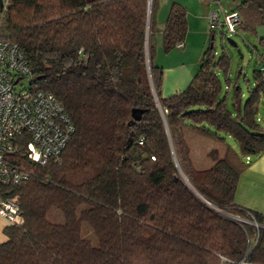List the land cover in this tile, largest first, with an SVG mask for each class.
<instances>
[{"label":"trees","instance_id":"1","mask_svg":"<svg viewBox=\"0 0 264 264\" xmlns=\"http://www.w3.org/2000/svg\"><path fill=\"white\" fill-rule=\"evenodd\" d=\"M157 6H0V33L19 46L31 70L27 87L54 95L74 126L61 153L44 164L24 156L18 139L17 162L29 177L8 187L18 195L22 221L4 227L0 264H264V215L234 201L246 158L264 153V37H256L261 49L250 46L259 66L252 84L245 78L246 95L230 81L229 55L217 56L216 30L208 29L197 71L183 89L163 96V68L154 61ZM233 10L240 15L236 33L256 34L264 25V0H240ZM187 31L186 8L173 1L163 50L183 46ZM133 108L143 109L139 120ZM186 129L231 137L236 148L225 143L221 154L209 152V167H197Z\"/></svg>","mask_w":264,"mask_h":264},{"label":"built area","instance_id":"2","mask_svg":"<svg viewBox=\"0 0 264 264\" xmlns=\"http://www.w3.org/2000/svg\"><path fill=\"white\" fill-rule=\"evenodd\" d=\"M7 3L8 0H1V7L4 9ZM150 4L151 0H147L148 10ZM239 23L240 15L235 10L226 12L220 6L208 14L209 30L236 33ZM260 69L264 71V59ZM30 73L19 46L0 33V215L8 224L22 221L18 195L11 194L8 187L29 177V172L17 162L18 139L24 143V156L44 164L61 153L74 129L54 95L21 86V79ZM250 222L258 226L255 221Z\"/></svg>","mask_w":264,"mask_h":264},{"label":"crops","instance_id":"3","mask_svg":"<svg viewBox=\"0 0 264 264\" xmlns=\"http://www.w3.org/2000/svg\"><path fill=\"white\" fill-rule=\"evenodd\" d=\"M173 1H178L185 6L188 31L183 40V46L177 51L180 53L175 55L177 59L181 60H178L176 64L165 66L167 62L166 58L164 61L159 60L160 62L154 59L155 63L163 68V83L161 87L163 96H168L183 89L190 81L192 75L197 71L199 58H201V54L205 49L207 35L209 34L210 36L208 30L209 12L215 7L220 6L224 11H231L240 0H220V5L212 0H158V6L154 12L155 27L153 39L155 52L163 49L162 26ZM254 35L256 37H264V25H257L256 34ZM188 50H192L191 53L195 51L194 53L199 56L198 59H195V63L190 62L191 65L186 60ZM246 160L249 161V164L239 176L234 193V201L243 207L264 215V153L251 156L248 159L246 158ZM6 225V220L0 215V242L5 240L3 229Z\"/></svg>","mask_w":264,"mask_h":264},{"label":"rangeland","instance_id":"4","mask_svg":"<svg viewBox=\"0 0 264 264\" xmlns=\"http://www.w3.org/2000/svg\"><path fill=\"white\" fill-rule=\"evenodd\" d=\"M195 35H197V33H195ZM226 37H231L237 42V47L239 48L240 52L237 51L236 47H233L228 44V42L226 41ZM212 42H213V47L216 51L217 56L222 51H225L229 55L230 64H229V69H228L227 74L229 75L230 81L232 82L236 81L241 86L243 94L246 95L247 85L245 83V78L249 79V83L252 84V80H253L252 77H253L254 71L256 67L259 66L258 64L259 59H258L257 51L250 49L251 45H258L256 36L254 34L246 33V32L245 33L243 32L222 33L220 30H216ZM209 43H210V36L208 34L207 41L204 46L205 49L208 48ZM258 46H259V49H261L260 45ZM181 47L176 46L173 48V49L176 48L175 50L171 49L169 52H165L163 49H160L157 52H155L154 59L157 62H160L159 60L164 61V59L166 58L167 62L165 63V66L166 65L169 66V64L172 65L174 63L176 64L178 60H181V59H177L175 56L180 53L177 51L180 50ZM191 52L192 50L191 51L188 50L187 52L188 55L186 59L188 60L190 65H191L190 62H194L196 58L197 59L199 58V56L194 53L195 51L193 53ZM218 75L222 82L223 91L224 92L228 91L227 97H231L232 90L231 89L228 90V87H227L228 84H227L225 75L222 72V70L218 71ZM29 80H30V77L28 76L23 77L20 81L21 86H27L29 83ZM258 116L259 118H261V122H264V107H261L259 109ZM185 137L190 145L191 158L194 164L200 168L209 167L212 164L213 161L211 159V156H209V152L212 151L213 149H217L219 153L221 154L225 143H228L231 146L236 148L235 141L233 140V138L228 137V136H225V141H223L221 139L196 132L192 129H186ZM54 211L56 210H53V212H51V215H53L54 217L53 218L50 217V218L54 219L55 221H61L62 220L61 216L60 215L56 216ZM87 235L90 236V234H87Z\"/></svg>","mask_w":264,"mask_h":264},{"label":"water","instance_id":"5","mask_svg":"<svg viewBox=\"0 0 264 264\" xmlns=\"http://www.w3.org/2000/svg\"><path fill=\"white\" fill-rule=\"evenodd\" d=\"M0 6H1V0H0ZM226 41L228 42L229 45L236 47L237 51L240 52L239 48L237 47V42L233 38L226 37ZM239 71H240V69H239ZM142 112H143V109H141V108H133L131 110L132 116L135 120L140 119Z\"/></svg>","mask_w":264,"mask_h":264}]
</instances>
